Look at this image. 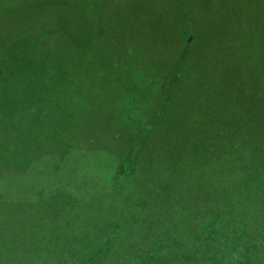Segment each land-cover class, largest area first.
<instances>
[{
    "label": "rangeland",
    "instance_id": "1",
    "mask_svg": "<svg viewBox=\"0 0 264 264\" xmlns=\"http://www.w3.org/2000/svg\"><path fill=\"white\" fill-rule=\"evenodd\" d=\"M263 58L264 0H0L1 107L27 113L25 128L0 116V149L26 165L20 176L3 164L12 207L0 201V264H129L159 218L184 236L213 189L190 178L204 155L192 143L223 147L245 114V155L264 150ZM26 85L36 91H13ZM233 149L222 152L226 188L239 172ZM188 152L200 154L192 165ZM55 219L56 250L44 247ZM116 226L115 254L90 262Z\"/></svg>",
    "mask_w": 264,
    "mask_h": 264
},
{
    "label": "trees",
    "instance_id": "2",
    "mask_svg": "<svg viewBox=\"0 0 264 264\" xmlns=\"http://www.w3.org/2000/svg\"><path fill=\"white\" fill-rule=\"evenodd\" d=\"M190 1L191 0H189V2ZM192 9L193 7L191 5L190 10ZM189 17L191 24H193V14L189 13ZM188 31L192 34L195 33L194 25H191ZM263 59L261 60V63H264ZM38 71L40 72H29L27 75L28 79L33 81L35 76L37 78H41L43 69ZM221 83L223 84L222 81ZM13 91L36 90L26 85L25 87L18 86ZM46 91H49V89ZM4 100L9 102L10 99L7 100V97H4V99L0 98V116H7V124H10V127L18 125L25 128L23 124L24 120L27 118V113L24 111H22L20 114L14 113L13 107L11 108V102L9 103V107L2 108L1 105H3ZM10 116H14L12 121ZM241 116L243 117L241 118ZM37 119H39V116H37ZM249 119L250 116L245 114L240 115L236 127V132H238L236 134L237 137L232 141L227 140V142H224L225 145L223 147H219L215 142L210 141L196 140L192 143L193 147H198L197 149L201 150L200 154L204 155L202 162L197 164V166L200 167H195L194 170L196 171L194 173H189L191 174L190 178L193 180L194 176L196 175V177L200 178L206 186H212L210 188L213 189L209 194L212 198L211 202L205 200L203 196H201V199L196 201V210H198V213H195L196 210L192 211L194 215L192 214L190 217V224L188 223L184 236L179 235L177 232L179 229L177 227L174 229L166 222L162 223V218H159L160 220L158 222L155 220L149 222V225L146 226V228H143V231L146 232V236L139 238V243L137 245L134 244L135 246L128 253L125 259L127 263L251 264L253 255H256L254 253L264 252V244L262 247L259 245V243H262V239L264 238V223L258 225L255 224L256 226H252L251 224L252 221L255 222L254 220L256 218L259 219V221H264V150L262 151V149H258L252 155H245L248 150L244 149L241 143L242 141L239 139L241 138L243 129L246 127V123L249 121ZM252 121L256 122L255 120ZM262 123L263 122H261V124ZM195 133H197L196 130ZM250 138V136L249 138L247 136L243 138V143H249ZM245 139H247V141H245ZM233 143L234 155L232 165H235L236 163V169L239 170V172L237 173L238 176L235 177L234 183L229 181L232 186L226 188L221 186L225 185L222 176L224 179H226L228 176V173L222 167V162L223 164L227 162L224 159L222 152L226 147ZM4 145H6L5 141ZM210 145H214L213 147L217 146L218 149L214 148L211 151L209 149ZM10 153L11 147H1L0 176H2L1 173L6 172L4 169H2L4 168L3 164L8 165V167L10 166L11 169L15 168L14 170H16V172L12 171V173L15 172L16 174L22 175L24 172L23 169H25L26 165L24 168H22L20 162L14 161L11 157H7V155H10ZM199 155L196 156L195 153L188 152V157H191L190 161L187 157V161L189 162L188 165L196 162L195 160L199 159ZM253 157H258V160L254 159ZM4 158L6 161H1ZM194 170L191 169L189 171L193 172ZM223 170L224 172H222ZM6 175L9 178L11 177L9 173ZM201 175H203V177H201ZM2 180L4 179H0V181ZM8 180L9 179H7V181ZM41 189L42 187L38 190V192ZM259 189L261 190L259 191ZM50 193V190L47 189L46 193L43 194L49 195ZM0 197V201L6 204V211L8 209L10 212V208L12 207V204H10L11 200L7 198L5 199L1 195ZM48 197L49 196H45L40 200H36L40 202L49 200L48 202L50 203L51 200ZM20 200L22 201V199ZM24 200H28V197ZM32 200H34V197ZM52 206L53 210H51V212L55 213V209H58V207H55L57 206L56 202L55 204H52ZM56 214L58 215V213ZM45 216L46 219L49 218V216L51 217V215L48 216L47 214ZM60 225L61 221H59V219H55L53 224L49 226V230L51 231L53 239L44 241L46 243L44 247L50 246V249L57 248L59 245L57 240L61 239L59 232ZM124 230L125 229L122 228V226H116L115 228L111 229L107 233V236L104 242L101 244L100 249L97 250V253L93 256H90V262H94V260L96 261V259H98L100 254L103 252L105 253L108 251V253L104 255L105 257L109 254L114 255L115 253L113 250L116 248V243L118 240L124 237ZM145 238L148 239V243H145ZM256 243L257 245H255ZM57 251H59V249ZM62 264L73 263L63 262ZM74 264L89 263L87 260H83L75 261ZM262 264H264V260Z\"/></svg>",
    "mask_w": 264,
    "mask_h": 264
},
{
    "label": "crops",
    "instance_id": "3",
    "mask_svg": "<svg viewBox=\"0 0 264 264\" xmlns=\"http://www.w3.org/2000/svg\"><path fill=\"white\" fill-rule=\"evenodd\" d=\"M25 201H29V200H25ZM42 203V202H41ZM40 212H41V209H40V211H39V214H40Z\"/></svg>",
    "mask_w": 264,
    "mask_h": 264
}]
</instances>
